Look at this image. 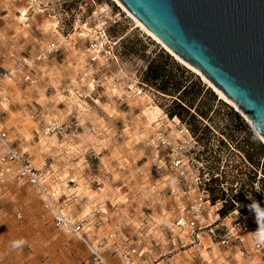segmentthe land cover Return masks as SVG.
I'll list each match as a JSON object with an SVG mask.
<instances>
[{"label":"rangeland","instance_id":"obj_1","mask_svg":"<svg viewBox=\"0 0 264 264\" xmlns=\"http://www.w3.org/2000/svg\"><path fill=\"white\" fill-rule=\"evenodd\" d=\"M103 22L123 49L137 39L146 47L137 45L138 54L127 55L121 67L90 64L80 33L89 38ZM64 36L57 54L35 64V83L1 76ZM160 50L225 103L206 97L213 106L202 119L206 132L194 136L166 114L172 96L131 90ZM0 126L48 174L55 198L84 231L80 237L58 228L39 191L16 178L17 166L0 165V264H264V244L258 247L254 232L264 220V156L257 165L247 155L257 153L263 138L243 112L115 0H0ZM181 145L185 149L176 148ZM178 157L182 167L173 163ZM217 178L225 199L213 203L209 186ZM203 192L210 203L196 218V237L197 229L181 228L178 220L193 218ZM241 195L253 207L222 217L225 202ZM244 218L254 227L250 233L236 225ZM213 222L235 227L233 239H215Z\"/></svg>","mask_w":264,"mask_h":264},{"label":"water","instance_id":"obj_2","mask_svg":"<svg viewBox=\"0 0 264 264\" xmlns=\"http://www.w3.org/2000/svg\"><path fill=\"white\" fill-rule=\"evenodd\" d=\"M245 114L264 140V0H118Z\"/></svg>","mask_w":264,"mask_h":264},{"label":"built area","instance_id":"obj_3","mask_svg":"<svg viewBox=\"0 0 264 264\" xmlns=\"http://www.w3.org/2000/svg\"><path fill=\"white\" fill-rule=\"evenodd\" d=\"M59 22L60 21H58V23ZM61 30L63 31L62 28ZM83 34L84 33H80V37H82L81 39H84L86 44L83 52L90 64L98 63L103 67H109L111 65H118L121 67V65L125 63L122 55L121 38L114 37L110 34L106 22H103L93 28L89 33V38H85L88 36H83ZM66 39L67 36H64L62 41H51L34 54L23 56L19 64L6 69L2 72L1 76L11 81H15L19 78L27 83H35L37 81L34 72L35 64L46 61L50 57L57 54L62 49ZM147 89L155 91L154 88L141 82L140 77L136 75V78L131 85V90H133L135 94L140 95L147 91ZM164 142H166V140H164ZM0 147L5 150V152H3L0 156V165L14 163L17 166L15 174L16 178L23 183L30 184L39 191L43 198L44 206L53 214L55 225L60 229H65L80 237H84L83 224L70 218L68 214L64 212L62 204L55 198V191L53 185L49 182L48 174L41 168L34 166L30 160H28L17 148L13 146L9 131L2 126H0ZM185 147L186 146L183 145L176 146L179 150H183ZM243 157L245 158V156ZM173 163L177 167H182L183 159L178 157L173 160ZM197 180H200L202 183L200 176H197ZM260 194L264 212V190ZM206 202L210 203V200L208 199V195L203 192V195L192 208L193 214H195L193 218L188 219L185 216H182L178 220V225L181 228L190 227L191 229H197L193 231L196 237L200 236L201 230V228L197 226L196 218L200 216L201 210L205 208ZM236 225L239 226V230L242 233H250L254 229L247 218L239 220ZM234 231L235 227L230 228L225 222H221L219 224H215V222H213L209 224L210 234L222 243L230 242L235 235ZM262 231H264V220L263 222H257L255 226L254 232L258 247L264 244V241L258 240V236Z\"/></svg>","mask_w":264,"mask_h":264},{"label":"trees","instance_id":"obj_4","mask_svg":"<svg viewBox=\"0 0 264 264\" xmlns=\"http://www.w3.org/2000/svg\"><path fill=\"white\" fill-rule=\"evenodd\" d=\"M109 30V28H108ZM110 32V30H109ZM111 34V32H110ZM114 37H117L111 34ZM146 47L141 39H137L134 44L122 47V55L124 60H127V55L138 54V46ZM126 51V52H125ZM141 82L154 88L157 92L172 96V101L166 107H163L166 114L170 118L178 117L188 127L194 136H198L200 132L209 130L207 125L203 126L202 119L210 117L212 104L206 101V97L218 101L220 104H225L222 100L217 98V95L203 84L199 78H194V75L186 68L182 67L173 56L163 50H160L147 63L145 69L139 74ZM232 109V108H231ZM232 113L237 114L232 109ZM253 145V142L251 143ZM257 153L247 150V155L250 161L260 165L261 157L264 156V145L259 142ZM249 145V144H248ZM257 160V161H256ZM221 182L219 179H212L209 186L212 191V201L216 202L218 199L224 200L222 195ZM246 196H238L235 199L239 202L237 206L233 200L225 202L220 209L222 217H226L230 212L239 208L242 213L249 211L253 205L245 200ZM238 199V201H237Z\"/></svg>","mask_w":264,"mask_h":264},{"label":"bare ground","instance_id":"obj_5","mask_svg":"<svg viewBox=\"0 0 264 264\" xmlns=\"http://www.w3.org/2000/svg\"><path fill=\"white\" fill-rule=\"evenodd\" d=\"M116 2H118L122 8L127 11V13L135 20V22L137 23V26L141 27L142 29H144L149 35L153 36L154 39H156L158 42L162 43L163 45H165L166 48H168V50L170 52H172L173 54H175L168 46H166V44H164L162 42V40L160 38H158L151 30H149L142 22H140V20H138L133 14H131L118 0H115ZM176 55V54H175ZM177 58L185 65H187L188 67H190L191 69H193L194 71L198 72L201 74V72L196 69L195 67H193L192 65H190L189 63H187L186 61H184L182 58H180L178 55H176ZM202 75V74H201ZM203 76V75H202ZM204 80L206 82H208L221 96V98L225 99L226 101H230L232 102L227 96H225L220 90H218L205 76H203ZM233 103V102H232ZM234 104V103H233ZM235 105V104H234ZM188 132V131H187ZM260 135V134H259ZM261 136V135H260ZM262 137V136H261ZM263 138V137H262Z\"/></svg>","mask_w":264,"mask_h":264},{"label":"clouds","instance_id":"obj_6","mask_svg":"<svg viewBox=\"0 0 264 264\" xmlns=\"http://www.w3.org/2000/svg\"><path fill=\"white\" fill-rule=\"evenodd\" d=\"M258 240L264 241V231H262L261 234L258 236Z\"/></svg>","mask_w":264,"mask_h":264},{"label":"crops","instance_id":"obj_7","mask_svg":"<svg viewBox=\"0 0 264 264\" xmlns=\"http://www.w3.org/2000/svg\"><path fill=\"white\" fill-rule=\"evenodd\" d=\"M1 103H2V101H1ZM186 131H188V129L186 128ZM189 132V131H188Z\"/></svg>","mask_w":264,"mask_h":264}]
</instances>
